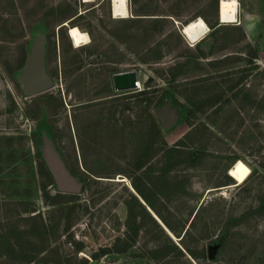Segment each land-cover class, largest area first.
Segmentation results:
<instances>
[{
	"label": "rangeland",
	"instance_id": "rangeland-1",
	"mask_svg": "<svg viewBox=\"0 0 264 264\" xmlns=\"http://www.w3.org/2000/svg\"><path fill=\"white\" fill-rule=\"evenodd\" d=\"M128 1L130 17L120 19L112 0H0V264H56L57 246L62 264H264V0H236L231 24L220 19L222 0ZM250 17L252 40L242 22ZM199 18L210 32L193 45L182 28ZM71 27L90 42L75 47ZM41 31L53 87L27 96L18 76ZM130 70L140 87L116 90L113 75ZM142 90L150 93L135 96ZM146 96L177 100L184 118L159 127L168 147L196 158L167 175L188 177L183 193L156 203L177 233L139 206V235L126 225ZM46 137L85 185L75 202L55 196ZM161 160L136 175L158 174ZM63 205L76 207L61 215ZM158 248L167 254L154 259Z\"/></svg>",
	"mask_w": 264,
	"mask_h": 264
},
{
	"label": "trees",
	"instance_id": "trees-1",
	"mask_svg": "<svg viewBox=\"0 0 264 264\" xmlns=\"http://www.w3.org/2000/svg\"><path fill=\"white\" fill-rule=\"evenodd\" d=\"M255 57H257V53L254 54ZM149 91L142 90L137 93L135 96H144L146 94H149ZM143 100H146V105L143 106L145 113L147 114V122L148 126L143 127L141 125L140 131L141 136L138 137L139 143L136 149L133 151L134 159L132 161L133 164V181L132 186L137 192V194L147 203V205L152 209V211L156 214L157 217H159L166 226L174 233H177L176 229L170 225V223L167 221L166 217L164 216L161 209H159L156 205L157 201L160 199H165V201H172L173 198L186 188V182L189 181L188 177L186 175H179L174 178V180H170L167 178V175L174 170L177 166H179L182 162H188L190 165H194L196 158L193 152H185L182 151L179 148L176 147H168V143L165 139V137L162 134V131L159 127L158 118L155 113H152L149 111L150 107L155 103L152 97L146 96L145 99H140L137 101V103H142ZM164 101V97H161L153 106V109H156L158 106H160ZM174 103H177V100L174 99ZM214 104V102L209 103V105ZM127 108V105H126ZM130 108V107H129ZM161 155L162 157V163L163 167L159 170L158 174L153 173L152 171H148L147 177H142L139 175H136L138 172L142 171L144 167L150 163L151 160L154 159V157ZM85 158V157H84ZM183 158V159H182ZM189 165V166H190ZM47 169V168H46ZM84 169L93 173L94 169L89 165V161L87 158L84 162ZM77 171H74L72 169V173L76 175ZM145 172V171H144ZM47 173L49 178L52 180L53 177L51 173L47 169ZM146 173V172H145ZM95 174V173H93ZM231 179V177H230ZM54 180V179H53ZM55 182L53 181V183ZM46 188V185L44 186ZM85 190V185L83 186L82 192ZM81 192V193H82ZM46 199L51 198L49 197L48 193H45ZM138 195L131 193V199L128 202L129 212H128V219L126 221V225L130 231H133V233L138 236L140 232V225L137 224V215L135 213V209L139 207H143L145 212L149 215V218L152 222L158 224L157 217H155L151 212H149L146 207L143 206L141 203V199L138 197ZM56 197L61 198H68V201L66 202H75L79 199V194H67V193H61L57 192L55 195ZM53 198V197H52ZM75 205H67V206H61L59 208V211L61 212V215L65 214V211H68V216H70V212L75 209ZM242 218L231 220L233 221V224H238ZM44 226V225H43ZM71 226L70 222H67L66 225V231L69 230ZM164 230V229H163ZM188 230H186L185 233H187ZM185 235V234H184ZM11 245V244H9ZM48 246V244H47ZM47 246H44L41 250L45 251ZM130 245H126L124 247L118 248L115 250V252L118 253H124L128 250ZM22 248V247H21ZM11 249L14 252H17L18 248L16 245H11ZM23 251V248H22ZM24 252V251H23ZM60 247H53L51 249V253H54L57 255L56 264H62L61 257L59 256ZM188 252L193 255V251L190 249ZM167 253L162 251L161 249H155L150 251V255L152 258L157 259L161 257H165ZM25 258H28V261L32 260L31 255L25 256Z\"/></svg>",
	"mask_w": 264,
	"mask_h": 264
},
{
	"label": "water",
	"instance_id": "water-1",
	"mask_svg": "<svg viewBox=\"0 0 264 264\" xmlns=\"http://www.w3.org/2000/svg\"><path fill=\"white\" fill-rule=\"evenodd\" d=\"M18 78L27 96L42 93L53 87V81L47 69V40L44 31L34 36L27 63ZM113 82L116 90L137 88V72L136 70H130L116 73L113 75ZM155 114L166 131L174 128L184 118L182 108L174 105L171 96H168L155 109ZM43 158L59 192L67 194H80L82 192L84 183L70 171L49 137L44 138L43 141ZM135 193L138 195L137 192ZM138 197L144 202L139 195ZM149 211L157 217L150 207ZM157 220L163 224L160 218L157 217ZM164 228L166 229V226ZM222 240H224V237ZM221 244L220 241L209 248L210 257L214 258ZM86 253L91 254L92 250L87 248Z\"/></svg>",
	"mask_w": 264,
	"mask_h": 264
},
{
	"label": "bare ground",
	"instance_id": "bare-ground-1",
	"mask_svg": "<svg viewBox=\"0 0 264 264\" xmlns=\"http://www.w3.org/2000/svg\"><path fill=\"white\" fill-rule=\"evenodd\" d=\"M92 1V0H85ZM112 14L115 18L125 19L130 17L128 0H112ZM239 4L236 0H222L220 6V19L225 24L237 23ZM68 25V24H67ZM210 32L208 25L202 18L190 22L182 28V34L190 44H197ZM69 37L75 47H81L90 42V36L79 28L71 27Z\"/></svg>",
	"mask_w": 264,
	"mask_h": 264
},
{
	"label": "crops",
	"instance_id": "crops-1",
	"mask_svg": "<svg viewBox=\"0 0 264 264\" xmlns=\"http://www.w3.org/2000/svg\"><path fill=\"white\" fill-rule=\"evenodd\" d=\"M240 1L245 3V2H248L250 0H240ZM251 1H253V0H251ZM240 6H241V4H240ZM239 19H240V13H239ZM242 22L244 24V28L246 29L248 38L250 40H252L251 37H252V34L256 31L258 20L255 19L254 17H250L249 19L242 20Z\"/></svg>",
	"mask_w": 264,
	"mask_h": 264
},
{
	"label": "built area",
	"instance_id": "built-area-1",
	"mask_svg": "<svg viewBox=\"0 0 264 264\" xmlns=\"http://www.w3.org/2000/svg\"><path fill=\"white\" fill-rule=\"evenodd\" d=\"M138 87H140V82H139V80H138V86H137V88H138Z\"/></svg>",
	"mask_w": 264,
	"mask_h": 264
}]
</instances>
